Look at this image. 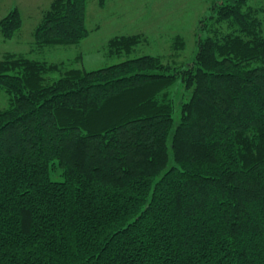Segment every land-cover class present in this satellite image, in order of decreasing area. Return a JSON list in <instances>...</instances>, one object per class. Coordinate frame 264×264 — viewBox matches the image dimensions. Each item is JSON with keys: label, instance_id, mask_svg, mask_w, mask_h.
I'll return each instance as SVG.
<instances>
[{"label": "trees", "instance_id": "trees-1", "mask_svg": "<svg viewBox=\"0 0 264 264\" xmlns=\"http://www.w3.org/2000/svg\"><path fill=\"white\" fill-rule=\"evenodd\" d=\"M87 1L52 0L36 48L81 42ZM21 26L17 7L0 19L5 39ZM197 45L184 66L144 54L57 77L2 54L0 264H264L258 9L213 0Z\"/></svg>", "mask_w": 264, "mask_h": 264}, {"label": "rangeland", "instance_id": "rangeland-1", "mask_svg": "<svg viewBox=\"0 0 264 264\" xmlns=\"http://www.w3.org/2000/svg\"><path fill=\"white\" fill-rule=\"evenodd\" d=\"M51 1L0 0V19L15 7L22 17V26L12 38L5 39L0 30V58L4 52H19L58 65L57 71L47 73L48 77H57L72 67L94 69L144 54L184 66L196 55L198 24L209 14L213 0H105L103 6L99 0H88L89 34L77 44L39 49L34 44L33 31ZM248 2L258 9L264 32V0ZM133 34H139L141 39L130 50L117 51L109 44L115 36ZM174 87L180 89L181 81ZM10 104V94L0 90V110Z\"/></svg>", "mask_w": 264, "mask_h": 264}, {"label": "crops", "instance_id": "crops-1", "mask_svg": "<svg viewBox=\"0 0 264 264\" xmlns=\"http://www.w3.org/2000/svg\"><path fill=\"white\" fill-rule=\"evenodd\" d=\"M52 2V1H51Z\"/></svg>", "mask_w": 264, "mask_h": 264}]
</instances>
